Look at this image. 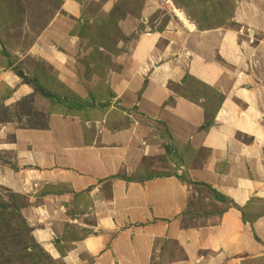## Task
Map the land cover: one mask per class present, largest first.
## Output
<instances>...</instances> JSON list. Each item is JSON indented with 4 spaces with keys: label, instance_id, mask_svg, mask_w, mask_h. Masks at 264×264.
Wrapping results in <instances>:
<instances>
[{
    "label": "crops",
    "instance_id": "obj_1",
    "mask_svg": "<svg viewBox=\"0 0 264 264\" xmlns=\"http://www.w3.org/2000/svg\"><path fill=\"white\" fill-rule=\"evenodd\" d=\"M53 1L42 27L26 22L39 30L25 49L0 38V104L13 110L0 121V190L23 198L35 241L63 264H264V0H239L232 18L256 42L174 23L172 9L173 28L141 26L165 10L157 0H124L118 17V0ZM112 15L135 37L103 79H86L78 49ZM28 57L59 99L16 74ZM200 183L228 201L213 196L216 219L186 224Z\"/></svg>",
    "mask_w": 264,
    "mask_h": 264
},
{
    "label": "rangeland",
    "instance_id": "obj_2",
    "mask_svg": "<svg viewBox=\"0 0 264 264\" xmlns=\"http://www.w3.org/2000/svg\"><path fill=\"white\" fill-rule=\"evenodd\" d=\"M122 1L124 0L117 1V7L114 8L113 13L115 16L117 15V10L119 11L118 13L122 12V10L118 8L121 6ZM132 1L134 2V0ZM135 1L137 3L140 2V0ZM157 1L159 6L162 5L163 9L165 10L158 9L156 11V13H158H154L156 16H152L148 23H142L141 26L144 27L146 25L147 27H150L148 28L150 30L154 29V27L157 25H160L159 27L161 28L166 26L173 28L172 21L174 22L175 17L171 19L169 14H172V10L176 9L175 11L181 17L182 21H177V19H175L174 23L178 22V24H180L181 22H185V20H187L196 28L232 26L239 29L240 32L244 34V38L247 37L250 42H256L257 38H254L252 29L250 27L244 24H238L232 19L234 16V9L239 0H170L171 2H166L165 0H163L164 2H162V0ZM57 5L58 3L53 0H0V6L3 8H1L2 11L0 10V38L6 43V46L8 47L17 45L16 47H20V50H23V48L25 49L27 46L24 45H27L28 43L30 44V42L33 40V34L39 30H36L34 26L32 34L26 32L28 31L26 30V22L28 25H31V22H39V26L42 27L48 15V13H46V9L44 8H46V6L56 7ZM116 17L112 15L110 19L109 34L105 33V31L104 33H101V36H93L90 34L89 37L93 48L100 47L101 38L108 40V45L105 50H99V48H97V51L95 49V53H97L98 59H101L106 55L109 58L108 65H110V67L114 66V56L117 51L118 53L119 51H124L122 49V43H128L131 41V38L135 37H126L121 34L116 25L119 19ZM22 23L25 24V28L21 27ZM26 34H29L30 37L23 39ZM89 40L87 41V44ZM118 45L121 47V50H118L116 47ZM78 51L79 52L77 53L76 57L78 62L84 63L87 62L84 59H87L89 60V63L94 65L96 59L94 60L90 56L91 52L86 51V49L82 51L80 48ZM99 52L102 57L99 55ZM26 59L21 63L19 62L16 65V69L21 72H23L22 69H27L28 72L33 69L31 76H28V79L39 80L40 78V84L44 88L45 86L43 84L46 82H51L47 80L48 78H46L47 75L50 77L52 76L51 72L46 70L43 62L38 61L36 58L31 59L28 57V60ZM21 64L25 65L23 66ZM48 88L52 90L54 88L53 83ZM54 89L57 90L59 88L56 87ZM100 96H102V94L99 95V97ZM29 103L30 99L21 102V104L18 106L21 113L28 114L30 112L31 105H29ZM8 108L2 107L0 104V121H5L12 117L9 115V109L11 110L12 107L9 109ZM12 111L13 110H11V112ZM31 116L36 118V120H33L34 122L28 123V125H42L38 114L32 113ZM23 124L27 123L24 122ZM214 200L213 194L209 189L203 186H195L192 190V193L190 194V210L188 209L186 212L184 219L185 223L201 225L212 222L214 219H216V216H218L223 209V204H217ZM22 204H24L22 197L20 198L16 194L11 193L9 190H0V264H63L60 259H54L48 253V251H45L43 247H41L35 241L32 236V229L29 228L28 224L19 216L20 210L18 211V207ZM62 237L73 239L75 238V234L73 232L65 233L62 235ZM68 245L69 248L72 247V245Z\"/></svg>",
    "mask_w": 264,
    "mask_h": 264
},
{
    "label": "trees",
    "instance_id": "obj_3",
    "mask_svg": "<svg viewBox=\"0 0 264 264\" xmlns=\"http://www.w3.org/2000/svg\"><path fill=\"white\" fill-rule=\"evenodd\" d=\"M108 18H110V16ZM110 19L102 20L101 23L98 25L97 30H95L96 33H91V35H93V36H99L100 35L101 36V33H104L105 31H106L105 33L109 34L110 27H108L107 24L108 23L110 24ZM105 26H107V27H105ZM1 43L2 42L0 41V44ZM107 45H108V40L101 38L100 46H104L106 48ZM97 48H99V47H96V48L92 47L90 40H89L87 46L85 47L86 51L91 52L90 56L94 60L96 59L94 65H91V66L86 65V70H85V74H84L86 79H90V76L93 74H96V75L100 76V78L103 79L104 76L106 75V73L109 71V69L113 67V66L110 67V65H108L109 64V58L106 55L102 57L100 55V52H99V55L102 58L101 59L97 58V53H95V49L97 51ZM117 53H118V51H117ZM117 53L115 54V56H117ZM106 64H107V66H106ZM15 71H16V74L18 76H20L25 82L32 84L35 91H38L40 94L46 96V98H48L49 100L60 98L61 95H60V91H58V89L57 90H55V89L50 90L48 88L50 85H52L49 82H46L45 84H43L46 87V88L45 87L43 88V86H41V84H40V78H39V80L38 79L37 80H35V79L29 80L28 77L23 74V72L17 71V70H15ZM59 85H61V84H59ZM57 88H58V86H57ZM127 180H129V179H127ZM199 185H202V186L206 187L207 189H209L212 192L215 199L222 201V202L228 201L226 197L220 195L214 189L210 188L208 185H206L204 183H200ZM20 208H21V206L18 207V211L20 210ZM19 216L22 218L23 221H25L24 218L22 217L20 211H19Z\"/></svg>",
    "mask_w": 264,
    "mask_h": 264
},
{
    "label": "bare ground",
    "instance_id": "obj_4",
    "mask_svg": "<svg viewBox=\"0 0 264 264\" xmlns=\"http://www.w3.org/2000/svg\"><path fill=\"white\" fill-rule=\"evenodd\" d=\"M176 10V9H175Z\"/></svg>",
    "mask_w": 264,
    "mask_h": 264
}]
</instances>
